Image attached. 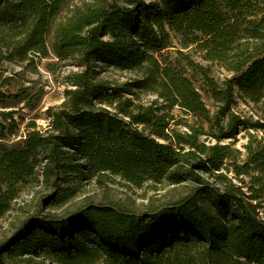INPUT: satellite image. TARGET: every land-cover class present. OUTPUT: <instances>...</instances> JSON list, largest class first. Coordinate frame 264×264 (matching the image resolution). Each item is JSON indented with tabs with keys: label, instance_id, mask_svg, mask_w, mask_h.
<instances>
[{
	"label": "trees",
	"instance_id": "obj_1",
	"mask_svg": "<svg viewBox=\"0 0 264 264\" xmlns=\"http://www.w3.org/2000/svg\"><path fill=\"white\" fill-rule=\"evenodd\" d=\"M63 2L0 0L10 55L44 56ZM166 27L229 75L215 79L187 55L183 65L169 62ZM50 45L81 69L64 76V98L46 109L45 128L32 124L9 145L0 120V218L37 172L65 198L110 175L183 190L140 209L87 199L59 214L39 202L0 242V264H264V139L253 132L264 131V0L83 2L56 23ZM108 68L138 76L113 85L101 77ZM236 96L261 105L257 119L236 114ZM7 101L0 92V108ZM173 107L193 118L184 129ZM240 130L243 151L231 142Z\"/></svg>",
	"mask_w": 264,
	"mask_h": 264
},
{
	"label": "rangeland",
	"instance_id": "obj_2",
	"mask_svg": "<svg viewBox=\"0 0 264 264\" xmlns=\"http://www.w3.org/2000/svg\"><path fill=\"white\" fill-rule=\"evenodd\" d=\"M95 0H64L59 12L53 17L47 39V53L38 56L28 52L27 58L19 60L16 55H10L9 50L0 42V92L7 96V107L0 108L10 114V118H2L1 122L6 126V139L3 141L9 145L16 144L24 138L29 126L35 125L36 129H43L47 126L49 116L46 109L49 106L58 105L62 102L64 88L67 87L64 76L71 72L80 70L70 59L60 60L51 49L50 38L56 23L63 19L74 5ZM171 44L165 51V57L169 62L185 64L183 55H187L195 63L209 69V75L215 79L222 80L229 75V72L217 61L205 60L202 52L195 45L183 47L182 39L178 34L169 30ZM182 52L180 54L179 52ZM191 72V71H189ZM192 73H189V75ZM138 73L135 70H120L108 68L101 73V77L107 79L113 85L136 78ZM194 84L199 85V75L195 74ZM202 97L207 106L212 109V100L201 91ZM146 102L156 98L154 94H142ZM158 99V98H157ZM161 102V99H158ZM260 104L249 100H242L235 97L233 110L241 117L258 118ZM172 112L177 116L184 129L185 122H192L188 114L173 107ZM258 138L264 139V131H253ZM247 132L240 130L231 139L233 146L243 151L242 144L246 142ZM229 139L222 142H228ZM105 185L96 183L94 180L81 183L79 190L70 198H65L63 193H51V188L43 184L40 175L35 174L24 184L19 185L17 197L12 202L11 209L0 218V242L6 240L14 233L18 223L31 214L39 202L42 203L44 212L68 213L78 208L83 201L91 199L96 202L115 203L140 209L143 207H154L162 202H167L176 197L183 190L182 186L171 185L166 182L152 184L146 183L141 188H136L119 177L109 176Z\"/></svg>",
	"mask_w": 264,
	"mask_h": 264
}]
</instances>
